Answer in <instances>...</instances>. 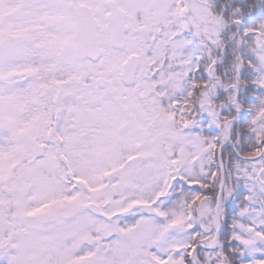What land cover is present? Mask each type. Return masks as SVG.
Listing matches in <instances>:
<instances>
[{
	"label": "snow or ice",
	"instance_id": "snow-or-ice-1",
	"mask_svg": "<svg viewBox=\"0 0 264 264\" xmlns=\"http://www.w3.org/2000/svg\"><path fill=\"white\" fill-rule=\"evenodd\" d=\"M0 264H264V0H0Z\"/></svg>",
	"mask_w": 264,
	"mask_h": 264
}]
</instances>
